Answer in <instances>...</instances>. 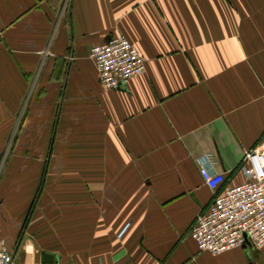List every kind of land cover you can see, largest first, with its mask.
I'll return each instance as SVG.
<instances>
[{
  "label": "crops",
  "instance_id": "crops-1",
  "mask_svg": "<svg viewBox=\"0 0 264 264\" xmlns=\"http://www.w3.org/2000/svg\"><path fill=\"white\" fill-rule=\"evenodd\" d=\"M117 33L145 69L111 91L88 57ZM253 147L264 149V0H0L11 264H264V246L212 257L188 234L213 197L197 161L212 157L218 189L237 186Z\"/></svg>",
  "mask_w": 264,
  "mask_h": 264
},
{
  "label": "built area",
  "instance_id": "built-area-1",
  "mask_svg": "<svg viewBox=\"0 0 264 264\" xmlns=\"http://www.w3.org/2000/svg\"><path fill=\"white\" fill-rule=\"evenodd\" d=\"M90 49L88 58L104 89H120L144 72L145 60L122 34H114L106 43ZM212 161L211 156L197 161L199 176L213 197L188 231L195 247L212 257L239 249L246 242L252 249H261L264 246V149L253 147L243 154L238 169L244 181L237 186L218 189L225 178L211 171ZM128 226L118 232L119 238ZM1 236L0 231V264H11L13 254Z\"/></svg>",
  "mask_w": 264,
  "mask_h": 264
},
{
  "label": "water",
  "instance_id": "water-1",
  "mask_svg": "<svg viewBox=\"0 0 264 264\" xmlns=\"http://www.w3.org/2000/svg\"><path fill=\"white\" fill-rule=\"evenodd\" d=\"M246 244H247V242H246ZM51 260H52V256H49V255H47V254H45V255H43V263H51Z\"/></svg>",
  "mask_w": 264,
  "mask_h": 264
},
{
  "label": "rangeland",
  "instance_id": "rangeland-1",
  "mask_svg": "<svg viewBox=\"0 0 264 264\" xmlns=\"http://www.w3.org/2000/svg\"><path fill=\"white\" fill-rule=\"evenodd\" d=\"M14 132H15V130H13ZM12 139H13V137H12Z\"/></svg>",
  "mask_w": 264,
  "mask_h": 264
}]
</instances>
